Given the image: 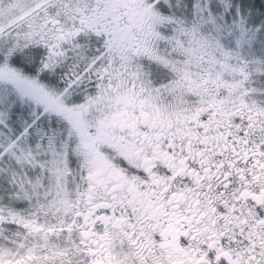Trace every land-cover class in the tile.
Wrapping results in <instances>:
<instances>
[{"label": "flooded vegetation", "instance_id": "1", "mask_svg": "<svg viewBox=\"0 0 264 264\" xmlns=\"http://www.w3.org/2000/svg\"><path fill=\"white\" fill-rule=\"evenodd\" d=\"M147 5L0 6V93L8 103L21 90L26 111L36 100L31 132L39 142L66 137L78 148L64 209L0 208V264H264V100L248 91L251 98L238 102L229 97L237 88L209 77L194 118L171 122L153 93L116 74L155 46ZM14 35L25 41L15 52ZM80 56L100 74L79 91L60 74L69 63L72 79ZM102 71L112 74L99 81ZM94 97L107 98L105 108L87 110ZM13 126L11 116H0L6 142Z\"/></svg>", "mask_w": 264, "mask_h": 264}, {"label": "rangeland", "instance_id": "2", "mask_svg": "<svg viewBox=\"0 0 264 264\" xmlns=\"http://www.w3.org/2000/svg\"><path fill=\"white\" fill-rule=\"evenodd\" d=\"M8 1L0 0V6L5 7ZM147 1V9L157 24L155 46L147 50L144 58L123 64L116 74H128L153 93L160 111L171 122L185 126L194 118L200 109V83L209 77L214 84L222 82L228 88H237L236 94L229 97L238 102L251 98L248 91L253 98L264 100V1ZM13 41V51L25 42L17 36ZM14 58L16 62L23 61L19 56ZM112 62L110 58L109 68ZM74 65L75 76L68 78V63L66 73H59L61 81H74L79 91L87 87L86 83L98 81L100 73L94 72L90 59L80 56ZM103 71L99 81L112 74ZM246 82L250 83L249 90L245 88ZM13 92L8 103L0 93V116L3 120L11 116L14 120L13 138L6 142L2 137L5 133L0 134V208L9 204L12 213L42 210L46 214L64 209L77 169L73 158L78 151L76 141L61 137L55 141L48 139L45 144L39 142L42 138L31 132L36 100L31 99L33 103L26 111L22 91ZM95 97L82 103L87 110L105 108L107 98L101 101ZM26 115L30 116V122L24 127Z\"/></svg>", "mask_w": 264, "mask_h": 264}, {"label": "trees", "instance_id": "3", "mask_svg": "<svg viewBox=\"0 0 264 264\" xmlns=\"http://www.w3.org/2000/svg\"><path fill=\"white\" fill-rule=\"evenodd\" d=\"M259 1V0H258ZM261 1H264V0H261ZM254 11H257V10H255V9H253ZM257 12H259V11H257ZM264 15V14H263Z\"/></svg>", "mask_w": 264, "mask_h": 264}]
</instances>
